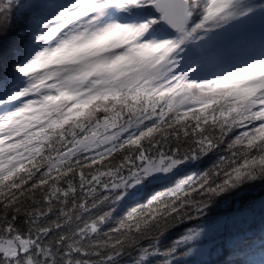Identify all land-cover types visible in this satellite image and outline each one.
<instances>
[{"label":"snow or ice","instance_id":"obj_1","mask_svg":"<svg viewBox=\"0 0 264 264\" xmlns=\"http://www.w3.org/2000/svg\"><path fill=\"white\" fill-rule=\"evenodd\" d=\"M13 3L0 0L3 24ZM218 3L40 0L30 22L56 14L38 37L42 50L15 65L27 86L9 94L11 74L0 72V264H112L131 248L140 260L170 255L199 229L162 252L141 242L155 244L215 196L264 177V58L199 82L175 71L181 44L246 14L236 12L238 0ZM113 8L149 15L106 23ZM165 25L177 35L163 38ZM41 57L48 60L37 64ZM115 66V76L104 70ZM220 145L210 168L97 231L134 186Z\"/></svg>","mask_w":264,"mask_h":264},{"label":"rangeland","instance_id":"obj_2","mask_svg":"<svg viewBox=\"0 0 264 264\" xmlns=\"http://www.w3.org/2000/svg\"><path fill=\"white\" fill-rule=\"evenodd\" d=\"M63 7H69L74 0H63ZM250 11H246L249 10ZM235 10L237 13L245 12L244 15H238L235 19L230 20L228 23L222 25L219 28L212 29L206 33H200L199 39L190 38L180 45L177 53L175 55L176 69L178 74H187V78L194 77L196 79H210L211 75L216 71V69H221L218 74H226L228 70H236L239 67L246 66L247 64L254 62L257 59L264 58L261 55L258 58L250 59L249 62H243L238 66L232 65V57L234 52L237 53L238 48L241 49L240 52H247L249 49L258 50L264 49V34H262L261 39L253 41L244 42L242 35L248 37L249 34L253 35L256 31L263 30L264 28V0H238L235 4ZM118 9H111L108 12L105 22L109 23L112 21L131 24L130 19L119 15ZM56 13L44 14L38 23H35L31 34V45L29 49V58L23 62L26 63L30 60L37 52L42 50V42L38 40L39 35L43 30V25L47 24L50 19L54 17ZM163 38H173L177 34L166 30ZM156 39L155 37H153ZM161 39V37H160ZM240 39L241 43L236 45L231 49L227 48L225 52H219L216 50V54L210 56V58L200 59L199 57L204 55L208 49L213 47L221 48L222 42H233ZM159 42V40H155ZM252 43V44H250ZM252 46V47H251ZM251 47V48H250ZM218 53V54H217ZM195 58L198 60L194 61ZM193 62L186 63V61L191 60ZM215 60V64L209 63V61ZM21 64V65H22ZM22 79L17 85L13 86L9 90V94L12 91L18 90L27 86L28 80L26 77L18 73ZM193 160L186 161L183 164L173 168L169 173H156L152 174L146 178L142 184L134 186L129 190L121 201L122 203L127 199H132L140 196L146 191L148 184L155 182L171 181L170 185L173 186L176 181L182 179L186 175L195 174L194 171L185 172L192 164ZM183 173V174H182ZM154 195V194H153ZM233 199H226L218 204V207L229 209L222 213L221 215L211 217L207 220L202 221L198 226L191 229H199V234L195 236L191 241L180 243L181 247H185L184 256L173 262L172 264H186V263H197L201 261L208 260L216 256L222 247H227L232 245V243L245 234H250L253 231H260L264 234V197L257 198L256 200L246 203L239 204L238 202L232 201ZM185 235V234H184ZM139 257V256H138ZM264 261V250L252 256L249 260L251 264H260Z\"/></svg>","mask_w":264,"mask_h":264},{"label":"trees","instance_id":"obj_3","mask_svg":"<svg viewBox=\"0 0 264 264\" xmlns=\"http://www.w3.org/2000/svg\"><path fill=\"white\" fill-rule=\"evenodd\" d=\"M63 0H60L63 5ZM40 0H14L13 6L10 9L9 19L5 24L0 22V72L10 73L13 81V86L17 85L22 77L15 71V65L22 64L29 58V49L31 45L30 34L35 25V23L30 22L29 17L38 12V5ZM31 5V7H29ZM123 17L130 19L131 24H139L144 22L148 18L149 13H143L138 10H132L130 12H121ZM151 15H158L154 10L151 11ZM165 33V32H164ZM263 30L256 31L253 35L242 38L244 42L255 41L261 39ZM165 34H163L164 36ZM160 40L161 31L157 29L155 34L151 37V40L155 41ZM240 39H237L233 42H222L221 48L213 47L208 49L207 52L203 53L204 55L200 56V59L210 58L218 53L225 52L228 47L231 49L236 45H239L241 42ZM255 41V42H257ZM252 44V43H250ZM253 45V44H252ZM252 47V46H251ZM250 47V48H251ZM237 53L234 52L232 57V65L238 66L243 62H249L250 59H255L264 55V49L251 50L247 52H240L241 49H236ZM217 53V54H218ZM197 61L198 58H195L194 61ZM193 62L192 59L186 61V63ZM221 69H216L214 73L209 74L210 79L217 77L218 72ZM189 80H194V77H189ZM204 79V78H203ZM201 79H196L195 81L199 82ZM223 154V146H217L216 148L210 150L208 153H205L203 156L199 157L197 160H194V163L185 171L184 174L189 171H194L195 174L210 168L214 163H216L218 157ZM182 173V174H183ZM171 181H162L148 184L146 191L140 196L132 199H127L122 203H116L113 207L111 215L99 226L98 232L106 231L107 229L114 227L124 216L128 213L131 208L136 207L139 204H144L155 194L156 191H162L164 188L169 186ZM264 197V177H258L256 179L243 182L236 187H233L219 195L215 196L210 203L203 210L201 215L190 218L188 220L182 221L179 224L172 226L167 229L161 236L158 238L155 244H152L151 240L142 241L141 243H147L161 250L170 248L173 246L174 242L179 241V238L183 236L188 229L198 226L202 221L207 220L211 217L221 215L229 209L230 206L226 208H219L218 204L226 199H233L232 201L238 202L239 204H246L256 200L257 198ZM64 230H70L68 226ZM95 235V234H93ZM185 247H181L180 244L177 245L175 253L170 255H162L160 252L149 255L146 259L140 260L138 257V249L131 248L128 249L126 254H122L112 264H164L165 261H168V264L171 262L182 258L184 256ZM264 250V234L260 231H253L250 234H245L235 240L232 245L227 247H222L220 252L205 261L197 263H186V264H251L249 260L252 256H255L259 252Z\"/></svg>","mask_w":264,"mask_h":264},{"label":"clouds","instance_id":"obj_4","mask_svg":"<svg viewBox=\"0 0 264 264\" xmlns=\"http://www.w3.org/2000/svg\"><path fill=\"white\" fill-rule=\"evenodd\" d=\"M223 4V0H219V3L215 6H221ZM59 58V57H55L54 59ZM48 60V57H41L38 61L37 64H43ZM105 72L110 75V76H115L119 71H120V67L119 66H115V67H106ZM192 93H195L196 89L193 88L190 90Z\"/></svg>","mask_w":264,"mask_h":264},{"label":"water","instance_id":"obj_5","mask_svg":"<svg viewBox=\"0 0 264 264\" xmlns=\"http://www.w3.org/2000/svg\"><path fill=\"white\" fill-rule=\"evenodd\" d=\"M164 28H165L166 30H169V31L175 32L173 29L169 28L167 25H165Z\"/></svg>","mask_w":264,"mask_h":264}]
</instances>
